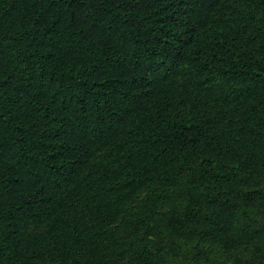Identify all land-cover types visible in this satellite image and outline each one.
I'll return each instance as SVG.
<instances>
[{"label": "trees", "instance_id": "obj_1", "mask_svg": "<svg viewBox=\"0 0 264 264\" xmlns=\"http://www.w3.org/2000/svg\"><path fill=\"white\" fill-rule=\"evenodd\" d=\"M0 264H264V0H0Z\"/></svg>", "mask_w": 264, "mask_h": 264}]
</instances>
